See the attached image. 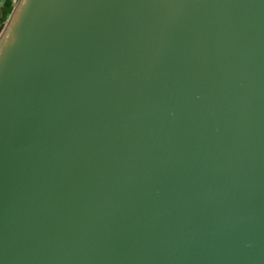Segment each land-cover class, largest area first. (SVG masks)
<instances>
[{"label":"water","instance_id":"95a60500","mask_svg":"<svg viewBox=\"0 0 264 264\" xmlns=\"http://www.w3.org/2000/svg\"><path fill=\"white\" fill-rule=\"evenodd\" d=\"M0 10V264H264V0Z\"/></svg>","mask_w":264,"mask_h":264},{"label":"rangeland","instance_id":"374dc122","mask_svg":"<svg viewBox=\"0 0 264 264\" xmlns=\"http://www.w3.org/2000/svg\"><path fill=\"white\" fill-rule=\"evenodd\" d=\"M11 1H12V4H11V8H10V10L12 9V5L14 4V2H15L16 0H11ZM10 10H9L8 12H10ZM4 24H5V20H1L0 31L2 30Z\"/></svg>","mask_w":264,"mask_h":264},{"label":"trees","instance_id":"16d2710c","mask_svg":"<svg viewBox=\"0 0 264 264\" xmlns=\"http://www.w3.org/2000/svg\"><path fill=\"white\" fill-rule=\"evenodd\" d=\"M11 0H5V2H4V4H5V6H6V8L8 9V10H10V8H11V4L9 3ZM0 24H1V21H0Z\"/></svg>","mask_w":264,"mask_h":264},{"label":"crops","instance_id":"0c3cea01","mask_svg":"<svg viewBox=\"0 0 264 264\" xmlns=\"http://www.w3.org/2000/svg\"><path fill=\"white\" fill-rule=\"evenodd\" d=\"M4 2L5 0H0V6H5Z\"/></svg>","mask_w":264,"mask_h":264},{"label":"flooded vegetation","instance_id":"af4514ba","mask_svg":"<svg viewBox=\"0 0 264 264\" xmlns=\"http://www.w3.org/2000/svg\"><path fill=\"white\" fill-rule=\"evenodd\" d=\"M2 11L0 10V17H1ZM1 21V20H0Z\"/></svg>","mask_w":264,"mask_h":264}]
</instances>
